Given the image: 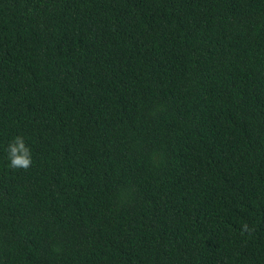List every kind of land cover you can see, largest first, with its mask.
Here are the masks:
<instances>
[{
    "label": "trees",
    "instance_id": "obj_1",
    "mask_svg": "<svg viewBox=\"0 0 264 264\" xmlns=\"http://www.w3.org/2000/svg\"><path fill=\"white\" fill-rule=\"evenodd\" d=\"M17 134L0 264H264V0H0Z\"/></svg>",
    "mask_w": 264,
    "mask_h": 264
},
{
    "label": "clouds",
    "instance_id": "obj_2",
    "mask_svg": "<svg viewBox=\"0 0 264 264\" xmlns=\"http://www.w3.org/2000/svg\"><path fill=\"white\" fill-rule=\"evenodd\" d=\"M5 166L10 170H27L33 164V150L27 138L22 134L11 137L5 145H0ZM246 229L247 225H242Z\"/></svg>",
    "mask_w": 264,
    "mask_h": 264
}]
</instances>
